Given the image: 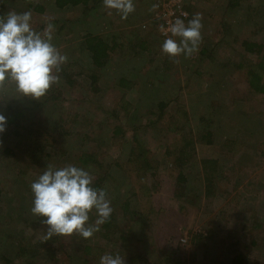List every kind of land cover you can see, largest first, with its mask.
I'll return each instance as SVG.
<instances>
[{"label": "rangeland", "instance_id": "rangeland-1", "mask_svg": "<svg viewBox=\"0 0 264 264\" xmlns=\"http://www.w3.org/2000/svg\"><path fill=\"white\" fill-rule=\"evenodd\" d=\"M56 1L0 0L3 14L30 10L37 31L52 23L53 42L67 55L66 63L82 72L73 75V85L59 73L60 103L43 97L33 103L11 84L0 89V113L38 122L56 137L36 164L16 151L12 130L0 133V264H99L100 251L120 254L125 264H229L238 241L251 263L264 264V95L255 94L235 67L260 59L244 46L246 40L261 44L264 53V0H182V11L202 14L203 38L190 57L163 53L167 37L153 21L163 7L160 0H134L127 19L106 9L103 0L62 8ZM90 32L117 46L98 68L97 91L90 76L96 66L84 43ZM180 106L184 117L177 114ZM116 126L122 132L114 141ZM180 128L193 131L197 144L184 180L166 154ZM209 129L215 132L213 144L203 137ZM135 134L155 175L129 161ZM228 140L242 146L227 145ZM91 152L111 165L100 188L111 200L112 222L129 231L127 238L106 234L102 225L88 239L77 234L48 239L44 218L30 211L31 183L48 164L82 166L96 180L100 172L82 161ZM204 159L219 160L225 179L210 183ZM127 199L129 213L123 208ZM95 219L93 210L90 222Z\"/></svg>", "mask_w": 264, "mask_h": 264}, {"label": "clouds", "instance_id": "clouds-1", "mask_svg": "<svg viewBox=\"0 0 264 264\" xmlns=\"http://www.w3.org/2000/svg\"><path fill=\"white\" fill-rule=\"evenodd\" d=\"M108 10H116L121 19L135 11L134 0H103ZM157 4L152 5L154 11ZM111 15V11H109ZM175 18L165 30L166 39L162 51L169 57L183 54L190 57L202 41V14L191 19ZM31 11H9L0 15V89L9 84L19 96L40 99L53 84L60 81L62 65L68 60L55 45L54 25L47 23L45 29L32 27ZM171 35L168 36L167 33ZM7 117L0 113V133L6 130ZM33 202L31 213L47 226L46 235L71 236L84 239L99 232L113 212L106 189L94 186V176L85 168L68 164L56 167L48 164L45 170L31 183ZM96 219L90 222V213ZM99 264H125L118 253H105Z\"/></svg>", "mask_w": 264, "mask_h": 264}, {"label": "trees", "instance_id": "trees-1", "mask_svg": "<svg viewBox=\"0 0 264 264\" xmlns=\"http://www.w3.org/2000/svg\"><path fill=\"white\" fill-rule=\"evenodd\" d=\"M93 1L94 3H96V1L99 0H57L56 2L58 3L59 7L62 8L65 6L91 5ZM189 12L190 14L188 15V18L190 17L191 19L194 16L195 12L193 10H189ZM0 15H4L3 12L0 11ZM153 21L159 22L161 29L164 27L165 20H163L161 16L155 15ZM84 43L86 45V48L91 53V59L93 64L96 66V69L94 71L92 70L90 76L92 80L91 84H93V89L94 91H97L99 90V88H101L99 82L102 79V74L99 73L100 70L98 68H103L105 67V65H107L108 60L110 58V53L113 50H115L117 46L115 44L111 47L110 44L104 39V37L100 33L94 34L93 32L86 34ZM123 45L125 46V43ZM244 46L247 48L248 51L253 52L254 54L257 55V60L259 58L260 59L258 61L254 59H248L249 61L248 64H246L245 62H241L238 63L235 67L241 73L245 74V76L247 77L248 84L251 90L255 94L258 93L264 95V53L262 51L263 46L256 42H251L248 40L244 42ZM75 64L72 62H69L68 64L67 63L63 64L62 71L60 72L61 75L65 77L66 81L71 85H73L74 83L73 75L75 73H82L80 70H75ZM243 69L245 70L243 71ZM120 81L121 83L124 84L127 83V80L125 78H122ZM128 83L134 84L135 82L133 80H128ZM55 85L56 84H53L49 89V91L43 96L44 102H49L53 100V101H59L60 103V100H62V98L60 97L62 93ZM40 99H32L31 101L34 103ZM164 103L165 102H162V106L164 105ZM131 108L132 106L129 105V109ZM182 108L183 107H181V109H179L177 112V114L180 117H184L183 115L184 113H186L185 109ZM19 116H20V112H19ZM6 117H7L6 129L9 128L10 130H12L13 134L17 138V141L15 143L16 151L23 156L26 155L29 161H31L32 163H36V164L42 163L43 157L47 154V149L50 146H53V144L56 141L55 140L56 137L53 138L51 137V134H46L43 125L38 122L23 123L20 119L18 120L16 117L10 115ZM178 121L180 124H182L183 122L180 119H178ZM179 131L181 132L180 137L178 138L177 141L174 142V144L169 145V147H167L166 154L167 156H170L172 158L174 165L179 169V175H178L179 179L184 180L186 167L189 166L190 163H192V160L196 155L197 144L195 140V134L193 131H184L183 128H180ZM121 132H122L121 127L116 126L113 128L114 141H117V139H119L120 136L119 134H121ZM203 137L206 139V141L209 144H213L215 142V132L211 129L206 130V132L203 134ZM134 142L135 144L132 147L131 158L129 159V161L132 163L138 161L139 164H141V168H145L149 171H152L150 174L155 175V173H153L154 167L148 163V159L145 157L144 149L142 148L141 141L137 137V134H135ZM230 143H232L231 145L234 146L237 145L242 146L241 143L238 144V142L236 141L228 140L226 142L227 145H229ZM236 149L237 148H235L234 151H236ZM7 151L9 153H14V151L11 148H7ZM84 155H85L84 157L82 156L83 164L91 165L93 166V169L95 171L97 169L98 172H100V174L97 175L98 178L94 180V186L96 188H100L102 183L107 179V176H109L108 169L111 167V165L105 163L103 160H100L95 153L91 152V153H86ZM204 162L207 163L205 166L208 165L207 172L210 174V177H208L210 183H213L214 177L225 179L226 174L225 173L219 174L218 171V168L220 166L219 160L204 159ZM120 166L122 165L120 164ZM136 189H137V185H133L131 189L133 194H135ZM146 191H148V189H146ZM123 208L125 212L129 213L130 203L128 199L124 201ZM111 218L112 217H110L109 220L105 224H103V227H105L106 229V234L111 235L112 232L115 233L119 232L121 238H127L125 233L128 234L129 231H126L124 226L120 225L119 222L113 223ZM255 225L257 226L258 222H256ZM238 244H239V249H238L239 251L238 253H235V255L231 258L229 264H253L251 263L252 261L250 260L249 251L244 247L245 244L239 241ZM20 246L21 249H25V246H23V242L20 243ZM105 253H108V251H104V252L100 251V254L102 255H104ZM205 264H213V262L207 261V263Z\"/></svg>", "mask_w": 264, "mask_h": 264}, {"label": "built area", "instance_id": "built-area-1", "mask_svg": "<svg viewBox=\"0 0 264 264\" xmlns=\"http://www.w3.org/2000/svg\"><path fill=\"white\" fill-rule=\"evenodd\" d=\"M161 2H163V7L157 12V16H161L163 18V20H165L164 22V27L162 28V33L163 35L166 36L165 34V30L168 28V26L174 22L175 18L180 17L182 19L185 18V14H186V19L188 17L189 14H187L186 12L182 11L183 9V5L182 4V0H160ZM165 1L166 2V6H165ZM160 5H162L161 3H159ZM186 22V21H185ZM168 36L171 35L170 32L167 33Z\"/></svg>", "mask_w": 264, "mask_h": 264}]
</instances>
